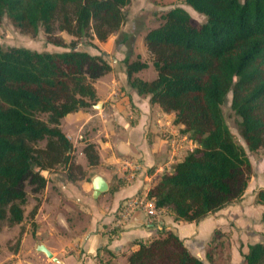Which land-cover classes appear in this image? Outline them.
I'll use <instances>...</instances> for the list:
<instances>
[{
	"label": "trees",
	"instance_id": "16d2710c",
	"mask_svg": "<svg viewBox=\"0 0 264 264\" xmlns=\"http://www.w3.org/2000/svg\"><path fill=\"white\" fill-rule=\"evenodd\" d=\"M175 1L206 20L194 23L183 8L170 9L143 39L155 78L134 76L148 68L138 59L124 60V73L137 95L174 114L172 124L194 145L157 178L146 199L174 221L198 223L240 201L247 187L249 162L221 109L228 93L247 149L264 150V0ZM129 4L0 0V20L6 17L25 35L42 30L48 43L65 49L0 47V224L22 222L25 185L40 193L46 185L42 172L62 166L70 182L85 177L60 121L95 101L93 83L111 68L102 55L77 47L82 39L105 42L123 25ZM56 32L72 40L67 44ZM82 154L87 166L98 164L94 144L86 143ZM255 203L264 207V190ZM260 220L264 228V211ZM134 245L127 264H203L171 231ZM242 257L243 264H264V243L249 245Z\"/></svg>",
	"mask_w": 264,
	"mask_h": 264
},
{
	"label": "crops",
	"instance_id": "0c3cea01",
	"mask_svg": "<svg viewBox=\"0 0 264 264\" xmlns=\"http://www.w3.org/2000/svg\"><path fill=\"white\" fill-rule=\"evenodd\" d=\"M110 68L104 77L113 82V67L110 65ZM93 87L95 101L60 121V129L72 148L79 150L75 164L85 174L77 187L70 181L61 185V192L74 203V206L71 203L62 206V215L69 214L68 220L63 217L58 229L49 226L45 232L38 230L34 236L37 240L33 245L34 255L15 248L10 254L11 264H23L21 254L37 264H127V256L136 249L134 241L149 240L166 231L181 240L198 224L174 221L162 211L150 215L142 209L133 211L125 220L120 218L122 205L128 199L141 197L147 201L148 190L174 163L170 145L179 142L175 137L186 136L181 134V126H173L174 114L164 113L150 104L148 96H139L132 89L128 95H101V90L99 93L96 85ZM174 127L180 132L179 138ZM166 132L168 140H165ZM86 143L94 144L97 150L99 161L94 167L87 166L82 154ZM90 170L94 171L87 177ZM95 175L103 178L108 186L96 199L92 197L91 188ZM101 195L104 202L99 204ZM53 196L58 198L56 193ZM47 207L44 201L38 206L34 216L38 224L50 219L52 214ZM39 243L52 254L51 259L35 251ZM26 259L23 262L29 264Z\"/></svg>",
	"mask_w": 264,
	"mask_h": 264
},
{
	"label": "rangeland",
	"instance_id": "374dc122",
	"mask_svg": "<svg viewBox=\"0 0 264 264\" xmlns=\"http://www.w3.org/2000/svg\"><path fill=\"white\" fill-rule=\"evenodd\" d=\"M239 1L242 2V0ZM175 7L183 8L194 23H203L206 20L202 15L175 0H130V4L123 9V25L105 42L90 39L80 40L78 50L86 51L92 55L100 54L113 67V82L103 76L93 83L98 88V92L101 90V95H128L131 88L127 84L126 78L123 77L125 75L124 60L131 62L138 59L145 62L148 68L138 72L135 76L144 81H151L155 78V72L151 66V55L146 50L143 39L147 31L156 28L161 23L160 17ZM56 35L67 44L72 40L65 33L56 32ZM0 47H22L37 52L65 50L48 43L42 30H39L35 36L20 33L6 17L0 20ZM230 103L231 93H228L221 109L230 133L243 148L249 162L247 187L240 201L208 215L197 225L192 226L181 238L190 253L201 260L203 264H243L242 256L247 252V247L256 243H264V228L260 220L264 207L255 203L256 193L259 190H264V150L260 148L255 152H250L247 149L237 129L236 117L230 108ZM132 112L134 113V111ZM174 129L179 138L181 135L178 128L174 127ZM166 135L165 140H168L167 132ZM175 139L179 142H173L174 145H170L173 152L170 156L171 158L175 157L174 162L194 148V145L186 137L183 139L175 137ZM37 147L43 148L44 142L38 143ZM71 154L74 162H77L79 150L74 147ZM63 171L62 166H57L48 173L42 172L46 179V185L38 194H33L31 188L25 185L26 203L23 206L22 222L16 225H9L7 222L0 224V264H11L10 254L15 248H22L25 254L34 255L33 245L37 241L34 238L36 232L38 230L45 232L49 226L58 229V223L63 220V217L68 220L69 214L62 215V206L65 203H71L74 206V203L61 192V185L66 181L69 182ZM93 171L90 170L86 176L89 177ZM80 180L73 184L77 187ZM55 193L58 198H54ZM43 201L48 205L47 210L52 215L46 221L47 223L38 224L34 217L31 218L30 212L34 207L38 208ZM91 201L94 204L97 203V200ZM98 202L99 204L104 202L103 195ZM72 220L69 219L70 222ZM82 221H85V218H82ZM207 254L209 257L206 256ZM20 256L22 263L25 264L23 260L27 257L25 258L24 254ZM29 260L30 258L26 259L29 264H37Z\"/></svg>",
	"mask_w": 264,
	"mask_h": 264
},
{
	"label": "built area",
	"instance_id": "2783aa9c",
	"mask_svg": "<svg viewBox=\"0 0 264 264\" xmlns=\"http://www.w3.org/2000/svg\"><path fill=\"white\" fill-rule=\"evenodd\" d=\"M174 144L172 143L171 146ZM138 209L145 210L148 214L154 215L155 213L160 212L159 210H156L152 203L145 200V198L141 197H134L130 198L127 201H125L122 205V210L120 212V218L122 220H125L129 217V215Z\"/></svg>",
	"mask_w": 264,
	"mask_h": 264
},
{
	"label": "water",
	"instance_id": "95a60500",
	"mask_svg": "<svg viewBox=\"0 0 264 264\" xmlns=\"http://www.w3.org/2000/svg\"><path fill=\"white\" fill-rule=\"evenodd\" d=\"M39 171V169H36ZM91 188H92V197L96 199L100 194L106 192L108 190L107 183L103 178L98 175H95L91 180ZM35 251L44 254L48 259L52 258V254L41 244L39 243L35 247Z\"/></svg>",
	"mask_w": 264,
	"mask_h": 264
}]
</instances>
